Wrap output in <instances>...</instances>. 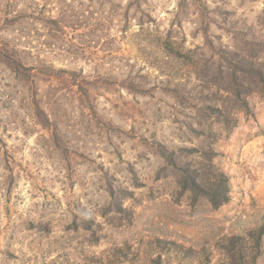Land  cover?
<instances>
[{"label": "rangeland", "instance_id": "obj_1", "mask_svg": "<svg viewBox=\"0 0 264 264\" xmlns=\"http://www.w3.org/2000/svg\"><path fill=\"white\" fill-rule=\"evenodd\" d=\"M261 63L264 0H0V264H264Z\"/></svg>", "mask_w": 264, "mask_h": 264}, {"label": "trees", "instance_id": "obj_2", "mask_svg": "<svg viewBox=\"0 0 264 264\" xmlns=\"http://www.w3.org/2000/svg\"><path fill=\"white\" fill-rule=\"evenodd\" d=\"M5 57L6 56H4V58ZM247 62L248 61H246V64H249L247 67L248 70H253L254 63L252 64ZM5 63L12 69H15V66H17L15 59H7ZM254 71V73L246 74V76H248V81L251 83L258 81L262 88V92L264 93V63L258 65ZM230 92L234 93L233 97L235 100H240L241 91L239 89H234ZM247 94H249L248 91L244 92L241 96L244 97ZM242 103L244 105L243 107L246 108L247 102L243 99ZM223 116L224 119L222 122H224L226 127H232L236 124V119L231 124L225 123L227 122V115ZM215 154L216 153L213 154L210 151L209 153L204 150L200 151V154L198 155L203 161H205V163L202 164L200 168L194 170H182L179 175L180 177L178 179V183L183 190H190L196 195H206L210 205L216 209L228 200V180L225 174L216 168L212 163V157ZM160 155L168 160L163 151L160 153ZM168 162L171 163L172 160H168Z\"/></svg>", "mask_w": 264, "mask_h": 264}]
</instances>
